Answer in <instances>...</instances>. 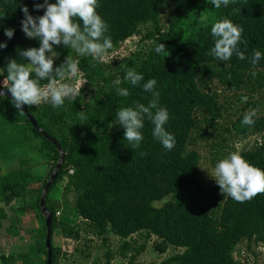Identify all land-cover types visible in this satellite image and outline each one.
Instances as JSON below:
<instances>
[{
	"label": "trees",
	"instance_id": "obj_1",
	"mask_svg": "<svg viewBox=\"0 0 264 264\" xmlns=\"http://www.w3.org/2000/svg\"><path fill=\"white\" fill-rule=\"evenodd\" d=\"M42 2L0 0V42L7 41V47L0 49V71H4L7 58L27 64L18 55L19 49L39 46L35 39L26 38L21 31L23 13L20 9L27 5L33 15H42L43 9H33L35 3ZM162 2L173 7L167 27L161 22ZM97 12L108 24L106 35L113 42L110 50L139 34L149 46L114 64L55 46L58 57L54 67L66 57L79 62L83 79L80 93L73 100L66 99L60 108H53L49 103L25 106L37 125L63 151L61 168L45 197V207L52 217V264H59L62 255L61 249L52 243L54 231L60 229L63 236L77 241L82 231L77 223L79 219L88 223L91 234L105 246L109 235L119 237L122 257H127L128 250L136 249L129 238L142 234L146 239L153 236L158 239L153 246L159 253H165L169 247L182 249L161 264H242L234 257L242 240L264 245V193L244 203L226 195L219 218H214L212 210L200 203L206 191L199 177L200 156L189 147L198 112L209 116L211 122L222 118L221 103L209 89L212 81L235 92L247 89L253 82L264 86V59L253 66L248 59L239 60L235 54L227 62L209 54L213 46L211 25L224 18L243 28L244 43L239 47L246 56L250 58L253 50L264 53V0H232L228 7L220 9L206 0H99ZM6 27L15 29L10 40L4 35ZM160 42L165 44L166 51L158 54L154 49ZM129 68L143 74L141 85L151 78L158 81V106L167 108L169 121L165 128L175 137L171 151L152 136L153 125L147 119L141 130L144 140L138 148H131L124 140V128L115 119L116 111L137 103L147 105L154 99L142 86L123 82ZM6 75L5 69L1 79ZM117 78L122 81L119 87L129 89L128 97L117 95V86L113 83ZM40 83L42 87L47 86V81ZM243 97L244 93L238 96ZM1 101L18 117L7 113L4 122H0V154L29 143L31 131L41 138L40 151L52 155L55 168L60 155L56 146L33 126L24 112L14 107L11 97L0 96ZM245 114H239L232 123L235 135L246 137L262 133L264 137V118L255 115L254 125L247 126L242 123ZM239 154L264 169V143L252 149L244 148ZM61 180H66L65 192L73 193L75 201L72 206L63 202L61 213L57 215L59 208L49 204V193ZM30 183L31 174L23 169L0 177V199L8 205L23 199L28 189H33L38 193L35 206L42 213L40 198L47 180L38 181L36 186ZM166 198L161 206L156 205ZM7 219V210L0 206V229ZM15 225L14 220L10 226L13 234L23 232L21 228L15 230ZM32 235L29 253L17 257L1 255L2 263L14 264L22 259L23 264H31L29 254L33 253L43 255L44 261L40 264H47L45 217L42 228ZM144 249V245L138 247L128 264H134ZM112 257L107 248L105 264H110Z\"/></svg>",
	"mask_w": 264,
	"mask_h": 264
},
{
	"label": "clouds",
	"instance_id": "obj_2",
	"mask_svg": "<svg viewBox=\"0 0 264 264\" xmlns=\"http://www.w3.org/2000/svg\"><path fill=\"white\" fill-rule=\"evenodd\" d=\"M207 3L220 9L228 7L232 0H206ZM99 0H43L35 3L34 10L43 9L42 15H33L27 5L20 11L23 13L20 21L21 31L28 39H35L38 47L33 46L19 49L18 55L27 61V64L18 63L17 59L7 58V63L0 71V76L7 71L6 78L0 83V89H6L10 94L14 107L23 112L28 108L41 103H49L53 108H60L67 100H73L80 93V86L65 83L77 77L80 69L79 62L70 57L54 67L58 53L55 46L71 48L79 56H91L93 60L103 62L106 53L113 48V42L108 32V24L97 12ZM2 27V25H0ZM213 46L209 54L218 61L227 62L235 54L239 60L248 59L255 66L262 59L264 53L253 50L251 57L246 56L239 45L242 39L243 28L230 19H220L211 25ZM15 34L12 27L4 28V35L10 40ZM7 47V41L0 42V49ZM246 47V44H245ZM156 53L165 52V44L159 43L155 47ZM256 75L255 72L252 73ZM57 80L60 83H57ZM41 81H47L42 87ZM144 81L142 73L135 69L126 70L123 82L132 86H142L144 92L152 93L154 99L147 105L137 103L135 106L121 107L116 111L115 119L124 128L123 138L138 148L144 140L143 132L145 119L153 125L152 136L162 147L171 151L175 146V137L166 130L169 121V112L165 107L158 106L159 92L156 90L158 81L155 78ZM117 95L128 97L127 87H119L122 81L117 78L114 82ZM6 93L0 90V96ZM248 97H243L247 102ZM155 109V112L152 110ZM255 111L243 116L242 123L247 126L254 125ZM223 195L244 203L264 193V169L252 165L241 154L232 152L215 164L212 176Z\"/></svg>",
	"mask_w": 264,
	"mask_h": 264
},
{
	"label": "rangeland",
	"instance_id": "obj_3",
	"mask_svg": "<svg viewBox=\"0 0 264 264\" xmlns=\"http://www.w3.org/2000/svg\"><path fill=\"white\" fill-rule=\"evenodd\" d=\"M172 14L173 7L166 2H162L160 15L164 27H167V22ZM141 37L142 34L135 35L120 44L115 50H109L103 62L114 64L117 60L137 50H147L149 43L143 41ZM2 81L3 79L0 77V83ZM64 82L71 83L74 86H81L83 79L81 74L78 73L76 78ZM209 89L211 92L216 93L222 106L223 115L220 120L211 122L209 116L198 112L196 126L191 133L192 141L189 149L196 150L200 156L199 177L206 190L200 199V203L212 210L214 218H219L226 195L222 194L220 187L212 177L214 176L215 164L229 153H240L244 148L252 149L264 143L262 133L239 137L235 135L232 129L233 121L242 112L248 113L254 110L256 116L264 118V86L253 82L247 89L235 92L225 89L216 81H212ZM240 93H244V96L248 97L247 102H243V98H238ZM9 108L6 102H0V122H4V115L7 113L18 117V114L12 112ZM29 133L31 136L29 143L23 145L22 148L15 149L13 152L0 154V177L23 169L30 172L32 179L30 184L36 186L38 181H48L50 177L48 176L49 171L53 168V161L52 155H45V153L40 151L41 138L34 135L31 131ZM65 186L66 180H61L58 182L57 187L53 188L49 193V204L59 208L57 215L61 213L63 202L67 201L72 206L75 201L73 193L65 192ZM37 195V191L28 189L23 199H16L8 205H5L0 199V206L4 207L8 213V219L3 222V226L0 229V247L2 248L4 241L5 246L7 245V256L17 257L20 254L29 253L33 245V235H31L33 231L31 230L40 229L43 226L45 214L40 213L35 206ZM166 200L168 198L157 202L156 205L161 206ZM14 220L16 221L15 230L21 228L23 232L18 231V234H13L10 231L11 223ZM77 223L82 228L81 238L77 241L63 236L60 229L54 231L52 243L55 247H59L62 253L59 264H105L107 248L113 254L110 264H128L130 256L141 245H144L145 249L136 258L134 264H161L168 257L182 252L180 248L169 247L165 253H159L153 246L155 242H159L156 237L153 236L150 239H146L144 235L136 234L128 240L136 249L134 251L128 250L126 252L127 257H122L120 255L122 240L119 237L112 234L109 235L107 246H105L101 239L91 234L87 222L79 219ZM12 244L15 248L11 247ZM1 255L4 254H0V264H3ZM29 256L31 264H40L44 261L43 255L40 261L38 256L33 253L32 255L29 254ZM234 257L242 264H264V245L254 242L248 243L246 240H242L235 249ZM22 261V259H18L14 264H23Z\"/></svg>",
	"mask_w": 264,
	"mask_h": 264
},
{
	"label": "water",
	"instance_id": "obj_4",
	"mask_svg": "<svg viewBox=\"0 0 264 264\" xmlns=\"http://www.w3.org/2000/svg\"><path fill=\"white\" fill-rule=\"evenodd\" d=\"M3 90L6 93V96L10 97V95L7 94V91L5 89H0ZM24 114L27 116V118L29 119V121L33 124V126L43 135L45 136L48 140H50L58 149L59 151V160L58 163L54 169V171L52 172V174L50 175L44 189L42 190L41 193V198H40V207H41V211L42 213L45 214V227H46V236H45V245H46V249H47V264H52V247H51V227H52V217H51V213L46 209L45 207V197L46 194L49 190V187L51 186L52 182L55 180V178L57 177V170L61 168L62 165V161H63V151L61 149V147L57 144V142L55 140H53L51 137H49L36 123L35 119L29 114L27 107H25L24 109Z\"/></svg>",
	"mask_w": 264,
	"mask_h": 264
},
{
	"label": "crops",
	"instance_id": "obj_5",
	"mask_svg": "<svg viewBox=\"0 0 264 264\" xmlns=\"http://www.w3.org/2000/svg\"><path fill=\"white\" fill-rule=\"evenodd\" d=\"M36 230H38V229H36ZM36 230H31V231H33L32 234H33ZM32 234H31V235H32ZM12 246H13V244L11 245V247H12ZM11 247H10V248H11ZM13 248H15V247L13 246ZM6 249H7V245L5 246L4 241H3L2 248L0 247V252H1L0 254H4V255L7 256V252H6L7 250H6ZM37 256H38V260L40 261L42 255H37Z\"/></svg>",
	"mask_w": 264,
	"mask_h": 264
}]
</instances>
